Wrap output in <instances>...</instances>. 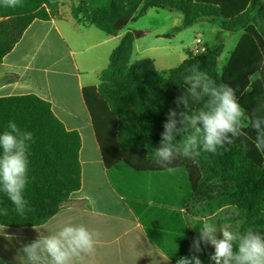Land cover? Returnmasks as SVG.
Here are the masks:
<instances>
[{"label": "trees", "instance_id": "1", "mask_svg": "<svg viewBox=\"0 0 264 264\" xmlns=\"http://www.w3.org/2000/svg\"><path fill=\"white\" fill-rule=\"evenodd\" d=\"M21 2L22 6L11 8L0 0V62L34 19L60 17L59 0ZM153 8L181 13L174 31L201 20L226 33L242 30L220 71L217 59L223 42L218 35L217 43L203 51H185L186 58L177 67L157 70L149 58L130 62L133 42L144 33L127 31L99 73V84L81 91L111 185L131 202L149 239L176 264L179 257L192 254L181 211L192 215L198 207L212 214L231 206L240 220L235 232L264 231V152L255 147L256 133L249 127L251 118L264 117V0H72L70 13L77 23L113 36ZM193 64L217 84L236 90L245 109V134L227 151L221 149L222 155L201 151L191 158L179 155L161 166L154 150L160 146L169 109L185 110L183 104L177 108L176 99L184 93V78ZM205 99L189 101L187 111L195 114ZM9 121L33 134L29 182L23 193L28 210L19 215L0 190V225H42L81 185L80 137L34 94L0 97V133ZM213 251L203 247L197 254L202 264H213L209 259Z\"/></svg>", "mask_w": 264, "mask_h": 264}, {"label": "crops", "instance_id": "2", "mask_svg": "<svg viewBox=\"0 0 264 264\" xmlns=\"http://www.w3.org/2000/svg\"><path fill=\"white\" fill-rule=\"evenodd\" d=\"M59 1L60 17L34 19L1 60L0 97L34 94L50 104L53 114L66 129L78 132L81 185L42 225L17 228L0 225V261L25 264L21 251L24 244L35 240L39 234L55 232L66 224H83L89 230L99 232L100 236L95 252L78 258L75 264H175L149 239L131 202L123 199L111 185L81 92L83 87L99 84V73L107 66L110 53L124 33L141 29L126 26L116 35H106L94 26L77 23L72 18V0H68V4ZM169 16L175 22L166 31H172L182 20L177 11H169ZM198 22H207L210 31L218 34L216 24ZM141 31L143 36L133 42V52L136 53L140 48H137L139 40L148 33L147 30ZM203 31V27L197 28L186 49L195 37H203ZM239 31L240 37L242 30ZM162 35L166 37L168 32ZM159 38L155 34V40ZM151 60L155 64V60ZM236 214L231 206L212 214H205L198 207L193 209L192 215L181 211L191 245L205 222L217 228L218 238L221 228L235 232L240 225V220L235 219ZM201 247L205 246L202 244ZM207 247L213 249L211 245Z\"/></svg>", "mask_w": 264, "mask_h": 264}, {"label": "clouds", "instance_id": "3", "mask_svg": "<svg viewBox=\"0 0 264 264\" xmlns=\"http://www.w3.org/2000/svg\"><path fill=\"white\" fill-rule=\"evenodd\" d=\"M7 7L22 6L21 0H3ZM185 76L186 88L177 97V108L183 104L185 110L170 108L163 122L160 146L154 150L155 162L161 166L171 164L179 155L195 157L200 152L223 154L245 133L243 120L245 109L238 102L236 90L228 84H217L198 64H193ZM206 98L203 106L195 113L187 111V104L199 103ZM249 127L256 133L255 147L264 152V117L250 119ZM182 138V139H181ZM33 134L22 131L15 122L9 121L0 133V190L7 194L15 211L24 216L28 202L24 190L29 182V142ZM205 222L199 235L190 246V256H181L176 264H202L198 253L211 245L209 254L213 264H264V235L251 229L241 233L226 228L219 229ZM100 233L89 230L83 224H66L57 231L39 234L30 243L22 246L25 264H75L78 258L91 255Z\"/></svg>", "mask_w": 264, "mask_h": 264}, {"label": "rangeland", "instance_id": "4", "mask_svg": "<svg viewBox=\"0 0 264 264\" xmlns=\"http://www.w3.org/2000/svg\"><path fill=\"white\" fill-rule=\"evenodd\" d=\"M62 2L68 4V0H62ZM177 13L181 15L180 12ZM173 22H175V20L171 19L169 16V10L167 9H151L147 14H144L137 20L129 22L127 27L132 26L141 30H147L148 32L141 40H139L137 44V48L140 47L137 49L138 54L134 51L130 58V62L132 63L140 59L149 58L155 60L154 65L157 70L174 68L180 65L184 60V57L186 56L185 51L192 52L191 48L196 39L200 40L204 49L206 45L210 46L217 43L216 37L218 35L219 40H222L223 42V51L217 59V68L220 71L228 59L230 52L236 45L237 39L240 35L239 30L233 33H226L221 31L220 28H218V34L216 35L214 32L210 31V25L207 22H198L192 27L184 28L180 31H166ZM199 27H203L204 29L203 37L202 35L195 37L193 43L186 49ZM165 32H168V36L166 37L162 35ZM155 34H158L161 39L159 38L155 40ZM175 34L177 35L173 36ZM155 45H157V47L153 48ZM198 51H201V49L199 48L196 52ZM256 232L261 234L264 231Z\"/></svg>", "mask_w": 264, "mask_h": 264}, {"label": "built area", "instance_id": "5", "mask_svg": "<svg viewBox=\"0 0 264 264\" xmlns=\"http://www.w3.org/2000/svg\"><path fill=\"white\" fill-rule=\"evenodd\" d=\"M199 48L201 49V51H203V45H202V43L200 42L199 39H196L194 45L191 48L192 53H196V51ZM198 52H200V51H198Z\"/></svg>", "mask_w": 264, "mask_h": 264}]
</instances>
